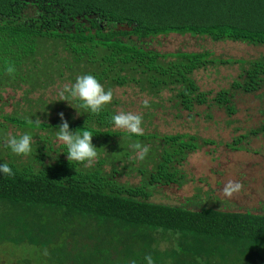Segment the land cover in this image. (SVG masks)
<instances>
[{"label":"trees","instance_id":"16d2710c","mask_svg":"<svg viewBox=\"0 0 264 264\" xmlns=\"http://www.w3.org/2000/svg\"><path fill=\"white\" fill-rule=\"evenodd\" d=\"M168 33L264 45V0H0V92L21 91L27 106L3 118L20 131L9 136H33L30 154L7 155L8 127L0 122V162L14 172L0 174V248L9 247L11 256L19 251V263L148 264L151 256L153 264H264V214L151 201L157 186L189 182L183 170L189 154L220 144L250 151L264 124L218 143L190 133L135 135L111 122L117 88L148 96L147 107L168 104L189 114L216 107L231 117L238 112L236 94L264 87V54L224 58L143 44ZM223 65L239 70L229 86L201 88L195 72ZM83 74L113 93L99 114L78 108V115L67 101L42 97ZM59 113L71 130L94 135L98 155L91 163L68 161L55 137ZM205 116L212 119L209 111ZM135 143L149 149L142 159Z\"/></svg>","mask_w":264,"mask_h":264},{"label":"rangeland","instance_id":"374dc122","mask_svg":"<svg viewBox=\"0 0 264 264\" xmlns=\"http://www.w3.org/2000/svg\"><path fill=\"white\" fill-rule=\"evenodd\" d=\"M142 41L145 46L161 52L208 50L224 58L244 59L264 54V45H251L238 41L214 42L208 37L190 34H160ZM238 73L236 65H223L199 70L194 76L201 88L217 91L228 87ZM63 86L56 85L46 90L42 97L48 101L60 99L58 93ZM39 96L41 93L34 95L35 98ZM21 97V91L0 92V122L7 125L8 136L19 134L20 131L15 125L9 124L3 115L27 108ZM114 98L118 100L117 112H131L140 115L143 131L147 132L190 133L214 139L218 143H225L231 141L234 136L264 124V87L255 94H236L235 103L238 112L231 117L216 107L210 109L205 106L199 107L191 114L186 111L178 113L168 104L164 108L147 107L149 97L130 88L115 89ZM206 111L211 112L212 119L206 118ZM147 113H152V116L144 118L143 116ZM51 114L56 116V113ZM115 129L125 130L116 127ZM248 147L250 151H239L231 150L224 144H220L205 146L189 154L183 165V170L190 179L189 182L180 187L176 185L157 186L151 201L181 205L193 210L201 207H214L229 211H251L264 214V136L260 134L252 137ZM3 149L5 147L0 146V151ZM6 150L7 155H14L10 149ZM7 155L4 157L6 160ZM125 180L130 184H136L139 177L124 176L122 181ZM229 181L242 184L241 190L230 197L223 193V188ZM191 198L194 199L190 200ZM8 250L9 247L0 248L2 263L21 264L16 260L21 256H18L19 251L12 249L18 255L11 256L12 253ZM27 252L26 250L20 251L24 255ZM33 259L36 260L35 257Z\"/></svg>","mask_w":264,"mask_h":264},{"label":"clouds","instance_id":"9594fccd","mask_svg":"<svg viewBox=\"0 0 264 264\" xmlns=\"http://www.w3.org/2000/svg\"><path fill=\"white\" fill-rule=\"evenodd\" d=\"M6 71L11 74L14 72L13 66L9 65ZM58 95L61 101H67L68 104L76 109L77 114H81L77 109H84L85 113L99 114L112 101L113 93L111 89L105 90V87L92 74H83L76 77L71 86L65 85ZM72 101L76 102L74 107ZM60 124L55 127V137L62 142L66 148V157L68 161L89 162L91 163L98 155L97 147L92 143L93 134L89 129L81 127L80 131L71 130L68 120L63 113H59ZM111 122L116 128L125 129L127 132L135 135H142V117L131 112H120L111 116ZM6 147L13 154L26 156L33 150V136L25 132L20 136H9L6 140ZM133 147L138 150L139 158H143L149 151L147 146L135 143ZM53 160L56 156L51 154ZM0 174L7 176L14 175L13 169L6 162H0ZM242 188L240 182L229 181L223 188L225 196H232ZM148 264H153L152 257L146 256Z\"/></svg>","mask_w":264,"mask_h":264}]
</instances>
